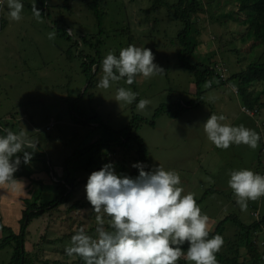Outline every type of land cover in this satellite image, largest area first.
<instances>
[{
  "label": "rangeland",
  "instance_id": "374dc122",
  "mask_svg": "<svg viewBox=\"0 0 264 264\" xmlns=\"http://www.w3.org/2000/svg\"><path fill=\"white\" fill-rule=\"evenodd\" d=\"M94 1L101 18L91 8ZM161 1L163 5L152 8L153 0H47L38 21L32 12L37 0H21L24 8L19 22L8 19L6 3L0 7V123L13 132L24 130L37 143L32 157L44 152L51 163L49 173L40 160L23 165L25 171L32 167L34 173L30 178H17L16 198L13 194L11 198L3 196L9 208L0 209V242L7 235L2 224L20 231V216L33 194L41 192V201L57 196L58 183L53 176L60 179L64 163L75 149L99 139H113L114 131L127 126L135 114L144 118L135 133L145 142L150 169L160 165L179 173L182 194H194L202 213L209 217L210 231L228 215L246 224L264 216V197L248 201L247 209L241 210L228 184L234 170L262 174L264 168V74L248 83L252 96H260L263 102L255 108L239 95L240 78L232 79L258 57L264 61V43L248 36V9H242L237 0H200V10L193 17L192 38L197 46L192 63L214 67L216 74L224 72L228 81L222 84L219 78L210 77L201 93L202 101L194 106L199 97L195 74L179 60L182 22L172 7L178 0ZM53 31L55 37L49 39ZM129 45L150 48L163 72L150 79L137 77L131 85L122 79L109 89L97 87L104 57L109 52L118 56ZM87 56L97 60L93 69L98 67L90 86L83 72L84 61L90 62L85 60ZM119 87L138 93L136 101L119 105L114 100ZM140 99L151 102L146 114L136 109ZM74 100L79 101L90 122L72 119L69 102ZM178 103L186 106L179 116L168 115L166 110L156 115L161 104L175 110L181 106ZM244 106L250 112L258 111L251 115ZM212 114L224 115L223 123L255 130L261 137L259 147L253 150L233 144L227 150L217 148L204 132V123ZM101 150H90L71 160L70 172L77 182L72 198L34 218L28 226L25 248L30 264H81V258L68 257L65 249L80 229L96 236V214L86 197L90 174L107 163L115 166L117 174L129 175L137 169L132 167L138 162L133 149L118 146L114 151ZM209 177L214 182L209 183ZM240 234L242 230L229 219L220 235L224 243L216 254L218 264H226L230 257L240 264H253V255ZM252 240L263 251L264 228L253 231ZM14 252V242L0 248V264H9Z\"/></svg>",
  "mask_w": 264,
  "mask_h": 264
},
{
  "label": "clouds",
  "instance_id": "9594fccd",
  "mask_svg": "<svg viewBox=\"0 0 264 264\" xmlns=\"http://www.w3.org/2000/svg\"><path fill=\"white\" fill-rule=\"evenodd\" d=\"M5 3L10 21L23 19L21 0H0V7ZM32 12L41 21L42 13L36 4L32 5ZM54 37L55 31L48 34L49 39ZM154 61L155 55L147 47L129 45L118 56L109 52L102 60L103 75L97 87L109 89L113 82L122 79L131 85L137 77L150 79L159 75L164 69ZM137 96L130 88L119 87L114 100L119 105H131ZM150 103L140 99L137 111L146 114ZM225 119L222 114H212L204 123L207 139L217 148L227 150L233 144H244L253 150L259 147V133L243 125L223 123ZM3 132L6 134L0 135V186H15L19 182L15 172L22 162H31L37 143L24 130ZM132 167L139 169L135 178L118 175L112 163L90 174L86 197L96 214V236L80 229L71 237L66 255L79 257L85 264H178L182 258L189 264H218L216 254L223 238H209V217L202 213L193 193L182 194L179 173L160 165L146 171L143 162ZM206 179L214 182L210 177ZM228 184L241 210L247 209L248 201L264 197V175L253 170L232 171ZM185 243L189 245L186 252L182 247Z\"/></svg>",
  "mask_w": 264,
  "mask_h": 264
},
{
  "label": "trees",
  "instance_id": "16d2710c",
  "mask_svg": "<svg viewBox=\"0 0 264 264\" xmlns=\"http://www.w3.org/2000/svg\"><path fill=\"white\" fill-rule=\"evenodd\" d=\"M242 9H248V17L247 21L251 26L250 31L248 32V36H254L255 40L260 43H264V0H237ZM159 5H163L161 0H153L152 8H156ZM37 8L43 14L45 7L47 6V0H37ZM174 14L177 19L182 22V28L178 32V39L181 44V49L179 52V60L181 66L185 68L192 69L195 74L196 80V94H198V99L196 103L193 105L197 106L202 101V94L204 92V86L208 84L209 78L217 77L220 79L221 83L224 84L228 80H222L216 74L214 67H210L209 65L203 63H192V57L195 53V49L197 46V42L192 38V30L194 25V15L199 12L201 3L200 0H178L177 3L173 4ZM91 8L95 12L98 18H101V13L98 12V4L97 1L92 2ZM64 33V31H62ZM85 60H90V57L87 56ZM97 63V60H90V62L84 61L83 63V72L87 76L88 86L93 84V80H95V76L98 72V67L94 70L93 66ZM94 71V72H93ZM264 74V61L260 60V57L253 60L249 66L232 76V79H239V83L237 85L239 95L243 99L244 103L249 105L251 108H255L257 105H263V102L260 100V96H252V93L249 90L248 83H252L258 76ZM261 77H264L262 75ZM264 79V78H263ZM198 103V104H197ZM181 105L177 109L173 110L166 108L165 104H161L156 109V115L160 114L162 111H167L168 115L173 117H177L182 114L186 106ZM69 109L72 119L76 123L81 122H90L91 118H86L83 114L82 110L79 107V101L74 100L69 102ZM257 110V109H256ZM144 118L140 115L135 114L131 122L122 129L115 130L113 139H99L94 141L87 146L81 149H75L74 152L66 159L63 167V172L58 180L56 176H53L54 180L58 183V194L55 198L49 201H41V192L38 194H33V197L26 201V207L23 211V216L21 218V227L18 233L14 232V230L9 227L3 225V229L7 235L0 242V248L6 247L8 244L12 242L15 243V252L10 260L9 264H30L28 262V254L25 248L26 242V233L28 226L33 221L34 218L39 217L40 215L49 212L53 209H56L66 202H68L72 198V194L77 185L76 178L70 172V164L73 158H77L80 155H83L85 152L90 150H98L105 148L106 150H112L115 147H124L126 149H133L137 154L138 162H143L147 165L146 171H151L148 160V150L145 145L143 138L135 133V129L137 128V124L139 121H142ZM153 122V121H152ZM0 123V135H4L6 133L3 132L4 129H10V127L2 126ZM106 126V125H105ZM11 130V129H10ZM130 143H134L135 146L132 148ZM262 151V150H261ZM22 157V154H20ZM40 160L43 162V170L47 173L50 172L51 163L50 160L45 158L44 152L38 154L37 156L32 157L31 161ZM24 163L22 162L18 171L15 172V178L22 177V175H26L28 178L32 176L34 173L33 168H30V171H25L23 169ZM100 170V169H99ZM125 175V174H118ZM139 175V169L137 168L132 173L127 176H131L135 178ZM36 179L31 178V181H35ZM37 182L41 183V181L37 180ZM234 220L235 224L242 230L241 242L245 243V246L253 255V264H263L264 262V250L259 251L254 245L252 240L253 231L263 229L264 228V216L261 218H257L250 224H246L239 220L237 216H226L222 220L217 223L216 228L213 231H210L209 238L214 237L215 235H221L225 229V224L228 220ZM188 244H184L183 249L187 250ZM180 263L188 264L186 260L183 258L179 260ZM227 263L230 264H240L238 263L236 258H228ZM226 263V264H227ZM81 264H85V262L81 259Z\"/></svg>",
  "mask_w": 264,
  "mask_h": 264
},
{
  "label": "crops",
  "instance_id": "0c3cea01",
  "mask_svg": "<svg viewBox=\"0 0 264 264\" xmlns=\"http://www.w3.org/2000/svg\"><path fill=\"white\" fill-rule=\"evenodd\" d=\"M205 87V86H204ZM258 111V110H257ZM17 179V178H16ZM28 179V178H27ZM16 184H18V183H16ZM16 190V185L15 186H12V185H3V186H0V200L2 201L1 203H0V209L3 207V210L4 211H6V209H8L9 208V205H7L6 203H5V201H6V199H4L3 198V196L5 195V194H13L14 195V197L16 198V193H14V191ZM10 198H11V195H10ZM9 198V199H10ZM14 198V199H15ZM20 220H21V216H20ZM2 225H5V224H2ZM5 226H7V225H5Z\"/></svg>",
  "mask_w": 264,
  "mask_h": 264
},
{
  "label": "built area",
  "instance_id": "2783aa9c",
  "mask_svg": "<svg viewBox=\"0 0 264 264\" xmlns=\"http://www.w3.org/2000/svg\"><path fill=\"white\" fill-rule=\"evenodd\" d=\"M218 76L222 79V80H226L227 79V76H226V74L224 73V72H222V71H220V72H218ZM245 107V106H244ZM243 107V108H244ZM245 109V111H247L248 113H250L251 115H253V114H255L256 112H257V110H255V112H250L246 107L244 108ZM54 126V122L52 123V124H49L48 126H47V129L49 130V129H51L52 127ZM262 151H264V148L262 149ZM263 165H264V161H263ZM261 175H264V168H263V172H262V174ZM256 215H258V212H256Z\"/></svg>",
  "mask_w": 264,
  "mask_h": 264
}]
</instances>
